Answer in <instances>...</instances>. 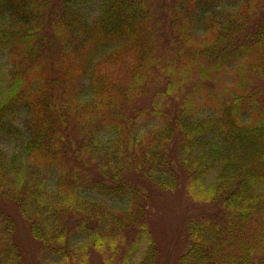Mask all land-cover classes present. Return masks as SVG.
<instances>
[{"label":"trees","instance_id":"obj_1","mask_svg":"<svg viewBox=\"0 0 264 264\" xmlns=\"http://www.w3.org/2000/svg\"><path fill=\"white\" fill-rule=\"evenodd\" d=\"M167 1L155 16L157 0H0L4 264L30 260L15 214L38 264H160L150 185L211 211L177 264L259 260L264 93L246 71L264 80V17L251 0Z\"/></svg>","mask_w":264,"mask_h":264},{"label":"rangeland","instance_id":"obj_2","mask_svg":"<svg viewBox=\"0 0 264 264\" xmlns=\"http://www.w3.org/2000/svg\"><path fill=\"white\" fill-rule=\"evenodd\" d=\"M167 3L169 2L167 0H157V7H154V11L152 12L153 15L159 16L161 15L164 10L162 8H165ZM250 12L254 16L255 20L260 19L262 16L264 17V0H251V7ZM255 11V12H254ZM256 13V14H255ZM154 16V17H155ZM2 58H0V65H4L6 63L7 56L1 55ZM226 76L224 78L225 83L228 86V83L230 82V78L235 77L233 75L234 68H229L228 70H225ZM258 71L253 70L251 71L250 67L247 68L246 76L247 78H254V80L258 81V83H255V86L253 90L257 92L261 91L264 93V80L262 78L257 77ZM250 81H253L249 79ZM232 82V81H231ZM4 86V85H3ZM263 86V87H262ZM1 87V83H0ZM259 90V91H258ZM146 100L148 98H145ZM144 100V101H146ZM175 100V99H174ZM173 101V100H172ZM170 102L175 105V102ZM145 103V102H144ZM148 104V103H145ZM211 106V105H210ZM169 109V108H168ZM168 112V110H166ZM169 116H171V111L169 109ZM161 120L159 118H153L149 119L146 122H141V126L138 127L137 134L147 131L149 128H152L156 125H159ZM6 144L0 145V151H3V159H5V162H10V159L7 157L11 154V148L12 146H5ZM4 151L6 152V155H4ZM170 151V148L167 149V152ZM143 189L145 188V183H142ZM146 188H148V185H146ZM150 188H152V193L148 194L149 202H151L152 207L154 208V221L151 226V238L154 242V248H157L161 255V261L160 264H177L178 258L184 255L186 252H188V249L190 247V244L193 242L191 237H189L188 232H190V227L196 223V222H202L205 221V218H208V215L211 214V211H209L204 207L202 203H198L193 201L192 197L186 193V190L184 188H181V190H175L172 192L164 191L156 188L154 185H150ZM179 205V207H177ZM161 211H160V210ZM155 210L158 211L157 217ZM212 212H216V210H212ZM159 213L161 214V217H159ZM208 214V215H207ZM15 230L17 232V238L23 247V249L29 252L28 257H30V260H28L27 264H38V254H37V248L34 250L33 244H27V241H30L27 230L25 227V222L23 219L15 214ZM204 217V218H203ZM164 224V225H163ZM25 229V230H24ZM20 234V236H19ZM204 236H206L204 234ZM196 237V236H195ZM25 242L23 244L22 242ZM21 249V247L19 246ZM22 250V249H21ZM141 253H139L133 261L137 263V259L139 258ZM259 260L254 261L251 264H264V247L262 250L258 253ZM257 255V256H258ZM133 262V264H134ZM0 264H4V261L0 260ZM25 264V262H24ZM55 264H60L59 262H56ZM95 264H100L96 262Z\"/></svg>","mask_w":264,"mask_h":264}]
</instances>
